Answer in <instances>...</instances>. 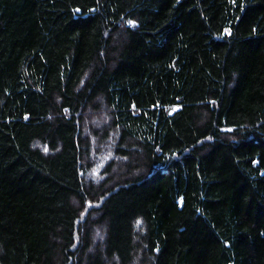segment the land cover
Here are the masks:
<instances>
[{
	"label": "trees",
	"instance_id": "trees-1",
	"mask_svg": "<svg viewBox=\"0 0 264 264\" xmlns=\"http://www.w3.org/2000/svg\"><path fill=\"white\" fill-rule=\"evenodd\" d=\"M0 264H264V0H0Z\"/></svg>",
	"mask_w": 264,
	"mask_h": 264
},
{
	"label": "bare ground",
	"instance_id": "bare-ground-1",
	"mask_svg": "<svg viewBox=\"0 0 264 264\" xmlns=\"http://www.w3.org/2000/svg\"><path fill=\"white\" fill-rule=\"evenodd\" d=\"M81 229V228H80Z\"/></svg>",
	"mask_w": 264,
	"mask_h": 264
}]
</instances>
